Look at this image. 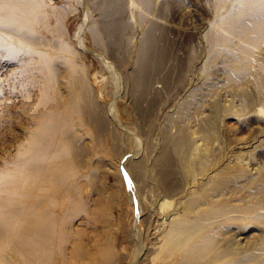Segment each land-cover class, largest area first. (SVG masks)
<instances>
[{
    "label": "rangeland",
    "instance_id": "1",
    "mask_svg": "<svg viewBox=\"0 0 264 264\" xmlns=\"http://www.w3.org/2000/svg\"><path fill=\"white\" fill-rule=\"evenodd\" d=\"M248 1L0 0V197L46 194L59 216L73 209L59 258L89 264L99 245L115 264H264V38L255 41L249 13L234 22ZM109 12L117 38L104 31ZM150 39L156 65L137 87ZM73 65L85 81L80 103L102 123L87 117L60 133L74 144L61 184L48 169L65 158L32 152L49 140L39 113L46 70L65 97ZM17 177L32 196L14 194ZM76 242L84 263L72 255ZM0 264L33 263L11 245Z\"/></svg>",
    "mask_w": 264,
    "mask_h": 264
},
{
    "label": "bare ground",
    "instance_id": "2",
    "mask_svg": "<svg viewBox=\"0 0 264 264\" xmlns=\"http://www.w3.org/2000/svg\"><path fill=\"white\" fill-rule=\"evenodd\" d=\"M248 2L250 6L248 9L249 11L246 10V12H241L234 22H237L238 20L243 21V17L247 15L245 13H249L256 29L254 39L257 43L261 44L264 38V17L254 15L257 8L262 7L264 3H261V0H249ZM116 20L117 12L114 14V17H112L111 12L107 13V19L104 23V31L117 38L120 29ZM13 21L15 25L24 24V21L17 16L14 17ZM243 24H245V21H243ZM146 47L149 54L144 55L145 52L142 53L137 62V72L134 74V81L137 87H139L141 83L142 76L144 75L143 77H145V75L147 76L150 74L153 67L156 65V60L153 57V52L155 50L154 40L150 39L146 44ZM53 71L52 68L50 72L49 68L46 70V77L44 78V82H42V97L39 106V113L44 117L42 131L43 134L49 137V140L36 141L32 155H34L36 161L38 159L49 161L54 158H65L63 162L60 161V165L62 164V166L58 167V169L56 167H50V169H48L50 176L62 184L67 176L69 165L71 163L67 160L65 149L69 146L73 147L74 144L72 141L73 138L70 136L68 139H66V137L63 138L60 133H62V131H69L75 120L84 121L88 117L90 121L97 120L98 123L101 124L102 119L93 113H86V109L80 103V95L83 91L85 81L81 75V70L76 65H73L67 75L66 83L71 89L65 97L61 94L57 82L54 80V77H52ZM231 81L236 82L238 79L232 77ZM95 107H97V104ZM197 122L199 125L201 123V126L205 127L206 130L211 131L212 125L209 119H203L200 123L199 121ZM209 131H207V133H210ZM178 137L180 138L181 135ZM182 137L181 139H178V141L173 139L176 151L185 146V140L182 139ZM185 137L186 136L184 135V138ZM172 138H170V141ZM187 141L188 140L186 139V143L188 144ZM168 146L169 145L164 148ZM76 151L79 150L76 149ZM76 151H74L73 154L77 155L78 153ZM180 151L179 155L181 153L183 154V150L180 149ZM167 154L168 152L165 150L164 158H166V163L162 166L163 178H167L173 174V163L171 157ZM208 154H206V156H208ZM145 175L143 177H145ZM19 181V177L14 179V183L18 185L14 194L16 193L19 195L21 191L27 197H30V195L32 196V192L26 193L21 189V186L18 184ZM42 196L41 200L35 203H29L27 202L28 199H22L13 195L5 198L0 197V252L3 251L5 246L13 245V247L23 255L26 261L31 260L33 264H57L58 262V264H70L66 256L63 258H59V256H64L69 243V238L74 234L70 229V220L73 217V209L68 208L64 215L59 216L55 211V207L58 204L57 199L46 194ZM77 205H80L79 207L84 206L82 201L78 202ZM181 226L182 224L176 222L174 231L177 233ZM73 248L72 255L82 260L84 258V253L81 242H76V244L73 245ZM196 249L197 247H195V244H191L188 250L189 252L196 254L198 253ZM96 252L97 254L89 264H115L114 251L111 248L103 249L101 246L97 245ZM82 262L84 263V259Z\"/></svg>",
    "mask_w": 264,
    "mask_h": 264
},
{
    "label": "snow or ice",
    "instance_id": "3",
    "mask_svg": "<svg viewBox=\"0 0 264 264\" xmlns=\"http://www.w3.org/2000/svg\"><path fill=\"white\" fill-rule=\"evenodd\" d=\"M261 3H264V0H261Z\"/></svg>",
    "mask_w": 264,
    "mask_h": 264
}]
</instances>
